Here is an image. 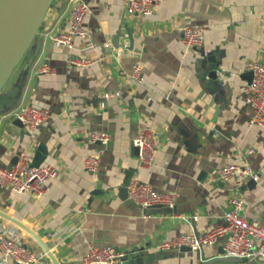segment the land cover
<instances>
[{"label":"crops","instance_id":"0c3cea01","mask_svg":"<svg viewBox=\"0 0 264 264\" xmlns=\"http://www.w3.org/2000/svg\"><path fill=\"white\" fill-rule=\"evenodd\" d=\"M86 1L92 9L85 22L88 38L75 39L72 50L51 38L69 30L74 2L55 1L6 90L23 79L16 111L0 115V164L12 166L18 153L33 164L44 144L41 165L55 166L59 176L47 183L43 197L0 188V212L31 229L60 264H82L90 245L134 252L129 259L152 256L147 264H241L225 258L223 241L192 253L160 251L157 245L225 223L237 185L218 181L216 173L230 165L249 166L257 175L256 186L241 189L242 215L264 225L263 129L249 127L252 108L243 76L250 63L264 65V0H169L149 17L129 16L122 0ZM124 19L134 35L133 50L113 47ZM189 23L206 28L199 50L219 57L210 69L217 70L216 81L201 54L182 42L181 29ZM121 44L130 47L129 38ZM69 56L94 64L70 67ZM136 64L143 84L131 77ZM43 66L53 73L41 74ZM28 105L48 109L52 119L34 131L25 128L22 136L13 121ZM144 123L158 134L156 161L148 169L140 166L133 144ZM95 130L110 133L107 147L92 143ZM98 153L101 165L93 175L85 160ZM134 180L175 196V209L138 207L127 196ZM0 235L47 255L1 216ZM254 263L264 260L248 264ZM0 264L16 263H3L0 253Z\"/></svg>","mask_w":264,"mask_h":264},{"label":"built area","instance_id":"2783aa9c","mask_svg":"<svg viewBox=\"0 0 264 264\" xmlns=\"http://www.w3.org/2000/svg\"><path fill=\"white\" fill-rule=\"evenodd\" d=\"M74 6L68 21L69 30L59 32L51 39L58 46L69 50L74 47L75 39H87L88 32L85 22L91 15L92 9L86 0H72ZM169 0H122L129 16H152L157 8ZM182 42L189 50L199 49L203 46L206 28L203 25L189 23L182 27ZM67 64L70 67L81 68L94 64L88 59H78L69 56ZM247 71L254 74L253 82L246 86V101L252 110L249 114V127L259 126L263 129L261 150L264 155V65L259 62L250 63ZM41 74H52L53 70L43 66ZM122 75H126L122 72ZM131 77L138 84L145 82L142 67L139 64L133 66ZM109 95L105 99H109ZM105 108V103H102ZM25 128L36 130L46 125L52 119V113L45 108L28 105L21 108L16 114ZM91 141L101 147H107L112 136L110 133L95 130L91 133ZM135 148L139 149V163L142 168H151L158 153V134L148 124H141L138 135L133 141ZM101 165L100 153L91 155L85 160L87 172L95 175ZM59 176V170L52 165L34 166L30 161L20 157L16 164L3 167L0 164V188L8 189L17 194L29 193L38 197L47 195V183ZM217 180L221 182L236 181L237 191L229 200V209L224 213L225 223L204 233L193 232L178 236L174 239L157 245L160 251L181 250L189 248L193 252H200L205 247L214 246L223 241L225 258L245 260V263L264 260V225L258 221H249L243 215L244 194L242 187L253 179L258 180L257 175L249 166L230 165L222 167L216 173ZM127 196L143 210L153 208H168L174 210L176 207L175 196L156 191L150 184L134 180L130 182ZM197 221V217H193ZM0 253L3 263L13 261L16 264H46L49 262L47 255H40L31 251L27 246L19 243L11 237L0 235ZM133 253L116 251L112 246L98 247L90 245L87 254L82 259V264H120L123 260L132 257Z\"/></svg>","mask_w":264,"mask_h":264},{"label":"water","instance_id":"95a60500","mask_svg":"<svg viewBox=\"0 0 264 264\" xmlns=\"http://www.w3.org/2000/svg\"><path fill=\"white\" fill-rule=\"evenodd\" d=\"M56 0H0V115L8 117L16 111V108L21 99L23 91V79L19 81L12 89L6 91L9 81L13 76V73L17 67L20 66L23 59L29 51L32 50L33 44L36 40L37 34L43 27L44 20L47 13L52 8ZM122 26L124 31L120 29L113 36V47L117 49L128 48L133 50L134 47V35L129 26L128 20L124 19ZM128 37L130 40V47H126L121 44V39ZM201 54L203 59L202 64L205 69L212 68V65L217 64L218 56L213 53H206L205 49H195ZM245 80L250 85L253 82L254 74L252 71H247L244 75ZM209 78L217 80V70H211ZM14 126L21 129L23 136L25 134V127L19 119H15ZM135 154L139 155V149L134 148ZM35 156L34 166L41 165V158L39 155L46 156V146L40 144L37 148ZM21 153H18L13 159L12 164H16L18 157ZM256 186V182L253 179L242 187V190L252 188ZM0 216L7 219L27 232L37 243L41 246L43 251L47 254L48 258L53 264H60L53 256L50 249L39 239V237L27 226L11 218L10 216L0 212ZM182 253H192L189 248H182ZM225 254V253H224ZM235 262L245 263V260L226 258ZM153 257H135L131 259H125L120 264H147L151 262ZM255 264V263H254Z\"/></svg>","mask_w":264,"mask_h":264},{"label":"rangeland","instance_id":"374dc122","mask_svg":"<svg viewBox=\"0 0 264 264\" xmlns=\"http://www.w3.org/2000/svg\"><path fill=\"white\" fill-rule=\"evenodd\" d=\"M17 68H18V67H17ZM17 68L15 69L14 72H16ZM10 83H11V80L9 81L7 88L10 86ZM7 88H6V89H7Z\"/></svg>","mask_w":264,"mask_h":264}]
</instances>
